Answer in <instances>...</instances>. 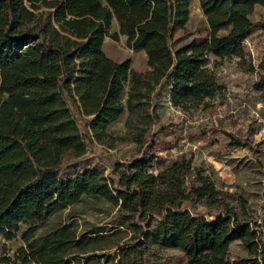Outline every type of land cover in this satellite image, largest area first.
<instances>
[{"label": "trees", "instance_id": "16d2710c", "mask_svg": "<svg viewBox=\"0 0 264 264\" xmlns=\"http://www.w3.org/2000/svg\"><path fill=\"white\" fill-rule=\"evenodd\" d=\"M192 1L0 0V234L23 242L0 264H162L167 250L180 253L179 264H264L262 232L245 205H232L186 154L161 155L151 131L166 86L184 112L214 106L225 88L215 67L246 62V39L264 28L254 18L264 0H199L205 23L193 34ZM119 35L146 54V68L103 51ZM258 67L264 100V61ZM122 116L124 133L111 130ZM123 140L140 154L108 160L107 172L79 162L90 142ZM84 198L116 208V222L83 235L98 243L90 252L58 256L56 240L37 231ZM234 241L247 256L230 258Z\"/></svg>", "mask_w": 264, "mask_h": 264}, {"label": "rangeland", "instance_id": "374dc122", "mask_svg": "<svg viewBox=\"0 0 264 264\" xmlns=\"http://www.w3.org/2000/svg\"><path fill=\"white\" fill-rule=\"evenodd\" d=\"M254 18L264 22V7L257 5ZM205 23L199 0L191 4L188 31L196 33ZM260 27V26H259ZM110 32H118L116 21H112ZM103 51L114 60L129 58L131 67L146 68V54L132 50L119 35L117 40L106 37ZM247 61L239 63L237 58L226 59L215 67L217 76L224 83L223 91L211 100L214 106L184 112L168 101L167 86L159 97L160 118L151 126L158 132L157 149L163 156L186 154L195 165L201 166L214 179L220 193L235 206L245 205L248 216L259 225L264 243V100L255 88L260 78L258 65L264 61V28H257L245 41ZM254 65L256 72L250 70ZM160 91V90H159ZM158 92V90H157ZM124 116L110 125V129L124 133ZM166 124L163 132L159 127ZM233 135L243 144L233 143ZM140 145L130 140L119 142L108 148L99 142H90L80 163L98 161L109 170L108 160H128L140 154ZM198 211L205 212L204 205ZM116 208L107 202L84 198L52 216L37 231L39 238L56 240L53 252L62 255L73 252H90L98 243L82 241L83 235L99 227L109 229L116 222ZM156 221H153L155 224ZM119 238V237H117ZM116 238V239H117ZM23 242L19 236L6 239L0 234V256H12ZM162 264H179L180 253L175 250L162 252ZM229 256H247L240 241H234Z\"/></svg>", "mask_w": 264, "mask_h": 264}]
</instances>
